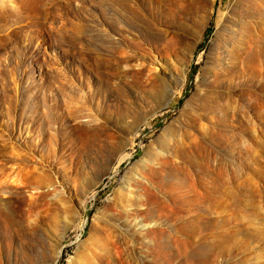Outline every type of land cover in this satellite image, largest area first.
I'll return each mask as SVG.
<instances>
[{"label":"rangeland","instance_id":"rangeland-1","mask_svg":"<svg viewBox=\"0 0 264 264\" xmlns=\"http://www.w3.org/2000/svg\"><path fill=\"white\" fill-rule=\"evenodd\" d=\"M0 264H264V0H0Z\"/></svg>","mask_w":264,"mask_h":264},{"label":"bare ground","instance_id":"bare-ground-1","mask_svg":"<svg viewBox=\"0 0 264 264\" xmlns=\"http://www.w3.org/2000/svg\"><path fill=\"white\" fill-rule=\"evenodd\" d=\"M106 237H107V241H109V243L111 245H115L116 244V238H115V236L111 232H108L106 234Z\"/></svg>","mask_w":264,"mask_h":264}]
</instances>
